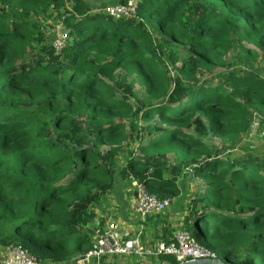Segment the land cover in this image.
Listing matches in <instances>:
<instances>
[{"label": "trees", "instance_id": "trees-1", "mask_svg": "<svg viewBox=\"0 0 264 264\" xmlns=\"http://www.w3.org/2000/svg\"><path fill=\"white\" fill-rule=\"evenodd\" d=\"M72 1L63 19L67 47L26 59L35 39L30 16L64 0H0V247L76 264L93 246L96 208L115 183V156L133 145L121 170L128 182L132 175L149 193L175 199L184 175L199 178L182 229L226 264H264V161L204 141L235 142L255 120L264 132V66L231 70L224 61L235 43L247 42L264 62V0H138L131 19ZM154 33L186 51L169 54L181 63L175 78ZM217 65L224 70L214 76ZM119 69L137 77L146 102L131 104L134 88L120 82ZM169 154L179 162L170 171ZM145 223L172 234L161 216ZM158 264L176 261L161 256Z\"/></svg>", "mask_w": 264, "mask_h": 264}, {"label": "rangeland", "instance_id": "rangeland-1", "mask_svg": "<svg viewBox=\"0 0 264 264\" xmlns=\"http://www.w3.org/2000/svg\"><path fill=\"white\" fill-rule=\"evenodd\" d=\"M93 11L92 13H100L107 7L117 6V5H126L130 0H83ZM74 3L72 0H64V5L59 8H54L53 6L48 7L47 9H40L38 14H32L30 16L31 30L34 34V41L32 42V49L28 50L25 58H29L32 54H36L42 51V48H50L54 46V43L57 38V29L61 26L64 32H69V29L66 27L65 22L63 21L66 12H69L73 9ZM154 38L156 39V45L160 44L162 48L158 47L159 57L166 66L167 73L169 72L170 77L175 78L177 73V68L181 66V63L172 64V60L169 56L172 51H179L180 56L183 57L186 55L185 49L182 48V45L177 44L178 48L173 49L170 43H167L165 39L154 33ZM67 44L65 47H67ZM241 46L251 49L250 53L247 54ZM54 48V47H53ZM224 61L227 66L232 69H247L249 65H253L258 70L262 71L264 62L259 55V50L256 49L253 45L243 42L235 43V46L229 50ZM163 69V67H162ZM223 69L222 66L217 65L213 74L220 72ZM224 70V69H223ZM117 78L120 82L124 81L126 84L133 86V93L130 96V102L134 107L140 106L141 103L148 100L147 91L145 87L140 84L137 80V77L128 71L119 69L116 72ZM213 76V75H212ZM207 76L202 79L212 80L215 77ZM123 78V79H121ZM110 83V81L105 80ZM217 81V80H216ZM215 81V82H216ZM133 114V113H132ZM130 114L127 119L124 120L125 125L127 126L126 132H130V123L132 121L133 115ZM158 119L155 117L153 122H157ZM252 123V122H251ZM254 121L251 130L253 131L250 136H247V133H242L237 141L228 142L225 145L221 144V140L218 137L213 135L206 138L204 141L209 145L215 148L217 151H223L226 154H252L255 158L260 161H264V132L258 130V126ZM149 125L147 122L139 121V126ZM251 132V131H250ZM103 150H108V145L102 146ZM135 146L125 147L117 156H115V165H116V178L113 190L109 195L107 202L103 203L101 207L96 208L97 217L93 222V226H96L97 230L101 229L106 225L110 220H123L127 222L128 219L132 218L134 222L137 223L138 227L141 224V221L138 217H135L132 214V200L134 199V191L128 182L127 177L125 178L121 174V170L126 167L127 159L129 152L133 151ZM166 170L170 171L172 167L179 164L178 160L174 155L169 154L164 160ZM181 195L176 197L173 200L172 207L167 211L165 216L169 219L170 226L173 225L178 229L183 228L185 219L189 215V203L190 198L194 196L199 187L203 186L202 181L193 177L192 175H184L179 181ZM164 216V217H165ZM164 220V218L162 217ZM137 220V221H136ZM122 221V222H123ZM132 221V222H133ZM137 231V230H136ZM79 255H77L78 257ZM117 261V260H115ZM112 261V262H115ZM118 262V261H117ZM159 260H146L140 258H129L128 262L120 261L119 264H158Z\"/></svg>", "mask_w": 264, "mask_h": 264}, {"label": "built area", "instance_id": "built-area-1", "mask_svg": "<svg viewBox=\"0 0 264 264\" xmlns=\"http://www.w3.org/2000/svg\"><path fill=\"white\" fill-rule=\"evenodd\" d=\"M138 0H130L126 5L107 7L103 13L114 19L137 18ZM69 32H64L60 26L54 43L55 54L65 48ZM255 124L259 123L255 120ZM259 128V126H258ZM253 131L249 133L251 135ZM129 183L134 191L132 214L141 221L137 231L122 225L117 220H110L96 231L92 248L82 257L77 258L76 264H85L90 260L102 264L101 261L117 260L128 262L135 257L146 260H159L161 256L173 257L176 264H187L200 259L217 258L216 254L201 245L187 229H177L169 241L158 239L152 243L143 240L144 223L149 217L166 214L172 207L173 199H160L147 191L146 186L134 176H129ZM0 264H64L43 263L35 254L20 245L0 247Z\"/></svg>", "mask_w": 264, "mask_h": 264}, {"label": "crops", "instance_id": "crops-1", "mask_svg": "<svg viewBox=\"0 0 264 264\" xmlns=\"http://www.w3.org/2000/svg\"><path fill=\"white\" fill-rule=\"evenodd\" d=\"M174 200V199H173ZM158 216H161L164 218V220H167L169 221V219H167V217L165 216V214H161V215H158ZM165 216V217H164ZM157 216H154V218H156ZM163 220V219H162ZM123 220H120L119 222L122 224V225H125L126 227H131L134 231L138 229V225L136 222L133 221L132 218L128 219L127 222H122ZM133 221V222H132ZM137 221V220H136ZM146 224V223H145ZM145 224H144V234H143V240L147 243H152L154 242L158 237H162V235H166V239H170L173 234L175 233V231L178 229L177 226L174 228L173 225L170 226L169 222H168V226L167 227H170L171 229H173L172 231V234L171 235H168L167 233L166 234H162V233H157V230L156 229H153V230H148L146 229L145 227ZM104 227V226H103ZM102 227V228H103ZM101 228V229H102ZM182 228V227H181ZM112 261H115V260H111V261H105V260H102L101 263L102 264H119V262L115 261V262H112ZM85 264H97L96 261L94 260H90L89 262L85 263Z\"/></svg>", "mask_w": 264, "mask_h": 264}, {"label": "water", "instance_id": "water-1", "mask_svg": "<svg viewBox=\"0 0 264 264\" xmlns=\"http://www.w3.org/2000/svg\"><path fill=\"white\" fill-rule=\"evenodd\" d=\"M187 264H226V263L219 258H207V259H200L198 261L190 262Z\"/></svg>", "mask_w": 264, "mask_h": 264}]
</instances>
